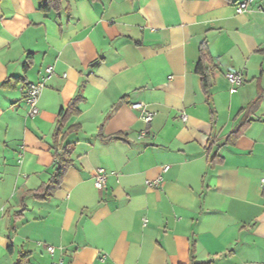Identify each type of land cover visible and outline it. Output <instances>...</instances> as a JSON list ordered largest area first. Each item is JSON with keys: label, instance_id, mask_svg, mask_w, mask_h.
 <instances>
[{"label": "crops", "instance_id": "0c3cea01", "mask_svg": "<svg viewBox=\"0 0 264 264\" xmlns=\"http://www.w3.org/2000/svg\"><path fill=\"white\" fill-rule=\"evenodd\" d=\"M243 1L62 0L42 12L0 0V264L24 252L27 264H264V0L237 14ZM203 44L217 65L210 101ZM49 67L32 118L25 88ZM228 73L244 77L235 92ZM64 147L60 188L35 198Z\"/></svg>", "mask_w": 264, "mask_h": 264}, {"label": "trees", "instance_id": "16d2710c", "mask_svg": "<svg viewBox=\"0 0 264 264\" xmlns=\"http://www.w3.org/2000/svg\"><path fill=\"white\" fill-rule=\"evenodd\" d=\"M61 2L62 0H38L39 9L42 12H50V11H57L61 8ZM33 56V54H29L28 60L24 65V70L26 71L30 66V59ZM216 63L215 60L211 57L206 44H203L200 48V60L196 67V74L199 75L201 79V86L206 94L207 98L211 99V90L213 87V74L216 69ZM21 78H11L10 80L4 82L1 86L12 88L16 87L18 82ZM263 99V93L259 95V97L251 102L249 106L245 109L246 116L243 118L241 123L237 126L235 131L230 135L229 142L234 143L236 139L239 137V135L243 132L245 127L249 125L252 120V115L259 107L261 101ZM78 102V99H75L71 102L69 110L62 111L59 116V121L57 123V130H56V136L55 138L59 136L61 129L64 127L68 115L70 113V110H74L73 113L78 114L79 111L76 109V103ZM55 169L52 174L51 179L47 184H45L39 191L31 192L30 194L33 195L37 199H49L53 196L55 191H57L62 183L63 177L67 173V170L70 168L72 161L70 159V150L68 147H64L61 149V151L56 150L55 152ZM13 247L11 244H9V251H12ZM30 254L29 253H21L18 260L15 262V264H27L28 258Z\"/></svg>", "mask_w": 264, "mask_h": 264}, {"label": "built area", "instance_id": "2783aa9c", "mask_svg": "<svg viewBox=\"0 0 264 264\" xmlns=\"http://www.w3.org/2000/svg\"><path fill=\"white\" fill-rule=\"evenodd\" d=\"M252 0H245L242 3H239L236 7L237 14H243L244 12L247 11L249 8L250 3ZM54 72L53 67H49L46 69V77H44L41 81L37 83H30L26 86V91H25V104L27 108L29 109V116L34 118L39 114V109H38V103L39 99L41 97V94L43 93V90L46 88L47 82L51 78L52 74ZM227 80L232 86V92L236 91V88L240 87L244 83V77L241 73H228L227 74ZM133 109L135 110H140L142 111V117L143 120L147 123L150 124L155 116L154 113L149 112L145 110L143 104H136L132 106ZM183 120L186 121L187 118L186 116H183ZM168 170V167L164 168V172ZM107 172L105 169L100 168L96 171L94 175V184L95 188L99 191L103 190L106 186L107 182ZM161 178H159L156 181H148L147 185L150 187H156L161 183ZM147 220L144 221V225L146 226ZM48 251L51 254H54L55 249L52 247H48Z\"/></svg>", "mask_w": 264, "mask_h": 264}]
</instances>
